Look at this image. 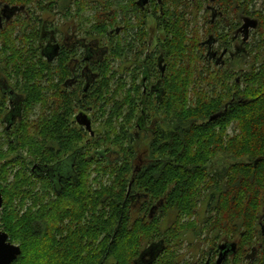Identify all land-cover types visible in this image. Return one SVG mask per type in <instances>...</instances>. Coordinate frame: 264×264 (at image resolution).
Listing matches in <instances>:
<instances>
[{
  "label": "trees",
  "instance_id": "trees-1",
  "mask_svg": "<svg viewBox=\"0 0 264 264\" xmlns=\"http://www.w3.org/2000/svg\"><path fill=\"white\" fill-rule=\"evenodd\" d=\"M42 1L28 0L41 8ZM92 1L94 9L115 2L124 13L140 9L136 0ZM222 1L235 12H248L254 2ZM201 2L163 0L162 11L157 5L153 17L165 36L160 50L169 66L162 78L154 59L152 70L163 87L160 96L151 97L153 103L143 100L146 106L139 115L146 126L141 136L132 128L136 130L143 96L141 83H136V60L144 59L136 54V33H117V14H122L118 9L109 7L107 18L99 13L93 27L83 32L99 42L109 41L107 48H92L93 76L87 91L83 84L69 87L72 58L67 52L59 59L53 51L46 55L47 38L31 21L15 20L0 29V76L22 93L10 125L5 121L6 97H0V124H5L0 141V229L21 247L13 264H136L143 246L154 241L167 246L159 264H180L172 243L177 247V240L183 243L182 234L207 228L227 238L237 236L242 250L237 263L256 247L253 264H264V236L258 229L264 206V14L256 13L260 21L251 50V55L256 52L253 64L237 76L213 70L202 55L200 31L186 18L189 9L202 7ZM143 19H138L139 26L145 24ZM127 22L124 19L130 28ZM39 40L45 41L43 48ZM129 59L130 88L125 73L113 65ZM78 109L94 111V120L104 123V136L93 138L77 123ZM153 112H161L163 119L153 121ZM165 121L169 129L163 128ZM230 123L232 134L227 133ZM143 133L150 135L149 142L139 150ZM222 154L237 161L216 169L213 160ZM59 166L71 173L61 181ZM136 194L145 199L147 213L133 219ZM202 202L205 218L186 221L198 215ZM152 205L156 207L150 215Z\"/></svg>",
  "mask_w": 264,
  "mask_h": 264
},
{
  "label": "flooded vegetation",
  "instance_id": "flooded-vegetation-1",
  "mask_svg": "<svg viewBox=\"0 0 264 264\" xmlns=\"http://www.w3.org/2000/svg\"><path fill=\"white\" fill-rule=\"evenodd\" d=\"M136 3L138 7H140L139 10H136V43L139 44H136V54L144 59L143 63L139 61L137 62L136 60V83H141L142 85L143 96L142 100H140L139 102L141 104L140 110L143 111L146 103L148 102V99H153L151 98L153 96L155 98H157V96H160L159 91H161L163 87V85L161 86V83L163 84V81H161L156 75L155 71L152 70L154 59L156 58L157 60V68L161 71L162 78L165 76L169 64L165 57V54L162 50H160L162 46L161 40L156 41L155 44V37L151 36L152 34H148L149 38H147L146 29V17L156 14L155 11L157 10V5H160L162 11L163 6L161 5L163 3V0H148L146 4H142V0H136ZM31 5L32 4H30L28 0H24L21 3L4 2L3 0H0V29H3L5 26L13 23L15 20H21L24 21V23L33 21L34 19L39 21V17L36 18V12L31 8ZM85 6L91 7L90 4L87 5V3H85ZM204 10L205 12H207L206 14L209 13L210 17L208 18L209 22L204 24L206 26V29L203 33L204 35H207V38L201 41L200 48L201 52L205 50L203 54H206V58L210 62V68L212 65H214L217 69H223L226 67L231 68L229 64L231 63V61L236 60L237 57H242L243 55L245 57H250L252 50V45L250 43L252 34L250 33L249 28V30H245L243 36L236 33V24H234L229 18V16L231 17V13H234L235 11L234 7H232L231 4L227 5L222 0H210V3L206 4ZM141 11L143 12L141 13ZM17 16H20L21 18L19 19L17 18ZM74 17H77V14L73 16V19L71 17L66 19V23L73 22L74 24L70 32H68L69 34L63 33L60 38L61 40H59V38H55L54 36L49 39L46 46V55H52L53 51L55 59H59L62 54L67 52L72 58L73 62V67L71 68L72 72L67 81L69 87L73 90L77 85L83 84L84 88L86 86L85 91H87L91 85L93 76V72L91 71L93 44L91 36H88L86 33H82ZM144 17L145 19H143V22L145 24L143 25V27L139 26L138 23L140 22V20L138 19ZM81 18H84L85 20L86 16H81ZM152 21L153 23H155L154 34L157 31L162 33V30H159V28L157 27L156 19L154 17ZM120 29L123 30V26L117 28L118 34H120ZM77 30L82 33L80 36H77ZM148 30L150 33L151 28H149ZM48 32L49 31L45 33ZM141 35H144L145 37H143L144 40L140 42L139 39ZM147 68L148 72H145L147 71ZM3 96L6 97V101L8 103V111L5 121L8 125H10V120L13 121V119H15L16 117L15 107L22 99V93L14 89L13 86L7 82L5 77L0 76V97ZM140 96L141 95H139L138 93V97ZM146 97L148 99H146ZM145 99L146 103L144 102ZM78 111V113L81 114L79 115L76 112L75 118L77 120L78 118L81 119L80 117L84 115V109H79ZM7 117L9 118V123ZM141 120H144V118L141 119V116L138 115L136 119V128H138L139 130L143 129L146 126L145 120L143 123L141 122ZM154 120L155 119H153V121ZM91 122L89 121V123ZM80 123L83 124L84 122ZM147 125H149V123ZM150 125L153 126L151 123ZM70 174V171H67L64 166L58 167L57 175L59 176L60 181L62 177L70 176ZM144 200L145 199L139 196V194L132 196V201L134 202L132 205L133 209L131 213L135 214L136 217L139 214H143L144 212L147 213V209H144L147 207ZM155 207V205H152L150 215L153 214ZM259 216L260 218L258 229L264 236V206L261 208ZM206 231L207 233H205L204 236L206 242L202 240L204 243L208 244L206 250L203 249L202 254L198 257V259H194L187 264H239L237 263V255H239L242 250L241 246L237 242V236L231 235V237L227 238V236L225 235H218L214 231H209L208 228L206 229ZM158 243L159 242L154 241L152 243L145 244L141 250L140 255L136 259V264H159L160 255H162V253L166 250L167 246L162 242L161 247H157ZM263 245L264 241H261L260 246ZM252 250L248 253H245L246 259L241 264H253L252 255H256L258 253V250L256 249V247H252ZM221 255L223 256L220 259Z\"/></svg>",
  "mask_w": 264,
  "mask_h": 264
},
{
  "label": "rangeland",
  "instance_id": "rangeland-1",
  "mask_svg": "<svg viewBox=\"0 0 264 264\" xmlns=\"http://www.w3.org/2000/svg\"><path fill=\"white\" fill-rule=\"evenodd\" d=\"M86 1V0H84ZM98 1H103V0H98ZM201 3H198L199 5H202L201 8H197V7H192L191 10L189 9V17L187 16V20L190 21V23L195 26V28H197L200 32H199V36H200V42L207 38V35H204V30L206 29V26L204 24L209 22V13L206 14L207 12H205V7L206 4L210 3V0H201ZM82 3L83 0H43L42 1V8L37 4H32L31 8L36 12V18L39 17V22H35V19L33 21H31L30 25L31 26H35L38 28H40L42 35L46 36L45 38H47V41H49V39H51L53 36L55 38H59V40H61V36L63 35V33L69 34L68 32H70L71 28L73 27V22H67L66 23V19L71 17L73 19V16L77 14V17H74L76 19V22L78 23V27H80V30L83 32H85L86 29L90 30L91 27H93L94 22L97 21V15H99V13H102V15L104 16V18H107L109 16H107V14H109V7L111 9H118V11H120L122 14H117V24L115 26L118 27H126V22L124 23V19L127 18V22L130 28H127L126 31L121 30L120 29V35H122L123 37L126 36H130L133 37V35L136 33V27H132L136 24V14L129 9H126V12L124 13V11H122L118 6H117V2L111 4L109 7L106 6V8L102 5L100 6L101 8H92L91 7H87L85 6V3H83L84 7H81L82 4L80 6H78V3ZM87 5L90 4L91 2H93L92 0H87ZM234 6V5H233ZM81 7V11H79V8ZM114 10V11H115ZM183 10V9H182ZM70 11V14H68V17L65 16L66 13H68ZM105 14H104V13ZM127 13V14H126ZM256 13H263L264 14V0H254V2L252 3V5L250 6V10L248 12H245L243 9H240L238 12L231 13V17L229 16V18L231 19V21L236 24V33L241 34L242 36L245 33V30H249L250 29V33L252 34L251 36V45L253 48L254 43L258 40L257 38V27H258V23H259V17H257ZM126 15V18H124ZM86 16L85 20L84 18H81ZM16 18V16H15ZM17 18H21L20 16H17ZM122 18L123 21H122ZM153 16L149 15L147 17V25H146V29H147V38H149L148 34H152L151 36H154L155 38V44L156 41H160L162 40L165 36L164 33H160L159 31H157L154 34V29H155V23H153L152 21ZM78 20V21H77ZM259 20V21H258ZM76 23V24H77ZM150 25V26H149ZM149 28H151V32L149 33ZM249 28V29H248ZM259 29V28H258ZM49 31L48 33H45ZM82 33H80L77 30V36H80ZM91 39H92V44H93V48H96L97 50H100L102 46L106 47L109 45V41L107 39H103L102 42H99L98 40H96L94 38L93 35H91ZM39 40L37 42V45L41 46L42 48L44 47L43 44L45 43V41ZM149 41V40H147ZM44 42V43H43ZM43 43V44H42ZM47 44V43H46ZM137 45H139L138 43H136ZM153 44V45H155ZM154 47V46H153ZM107 48V47H106ZM100 52V51H99ZM203 52H205V50L202 51V55L206 58V54L204 55ZM256 52L253 55H250V57H245L244 55L242 57H237L236 60L231 61V63L229 64V66L231 68H223V70L225 72H230V74H236L237 76L239 74H243L245 72H247L250 68L251 65L253 64V59L255 57ZM169 62V61H168ZM131 63H132V59H129L128 62H123L120 60H115L113 65L114 68H116L121 74L125 73V80H127L128 82V88L131 87V80H132V76H133V72H128L129 68L131 67ZM128 68V69H126ZM211 68L213 70L217 69L214 65L211 66ZM231 69V70H230ZM133 70V67H132ZM218 70V69H217ZM236 76H234L235 78ZM141 80V79H140ZM234 79H232L233 81ZM118 82V80L116 81V83ZM232 86L234 87V85L232 84ZM231 86V88H232ZM242 87L246 89V83L244 81H242ZM235 88V87H234ZM233 88V90H234ZM112 92H114L116 90V84L112 85ZM234 92V91H233ZM122 96H124L123 93L120 94V98H122ZM153 100V99H152ZM154 102V100L152 101V103ZM155 107V106H154ZM155 109H159V108H155ZM79 110V109H78ZM77 110V113L79 112ZM140 111L137 112V116L140 114ZM84 115H82L78 120L77 123L79 125H84V124H88V122H92L90 123L89 126L84 125L85 128H87V130L89 132L92 133V135L94 136L93 138H98L100 136H104L106 130L104 129V123L100 122V117H99V121H95V114L93 115V110L92 112L88 109H85L84 111ZM79 115L81 113H78ZM155 113L153 112L152 117H154L153 119H163L161 112L157 113V115H154ZM35 117V115H33ZM136 116V118H137ZM104 121V119H102ZM80 122H84L83 124ZM7 124V123H6ZM164 129H169L170 128V124L169 121H165L164 125H163ZM227 133L228 134H232L234 132V123H230L229 126L227 127ZM4 129H5V124H0V141L4 140L3 137V133H4ZM133 132H138V136H141V130L138 131V128L133 129ZM137 135V134H136ZM149 134L148 133H143V136L140 139V143L138 144L139 146L137 147V149L141 150L147 146L148 142H149ZM107 144H105L106 146ZM141 156V154H140ZM237 161L236 158L231 157L230 155H226V154H222L219 155L217 158H215L213 160L214 163V167L216 169H221L223 167H228L230 164H232L233 162ZM243 161H248V159H243ZM3 162V161H1ZM1 165V164H0ZM3 209V207H2ZM2 209L0 211V215L2 213ZM133 214V213H132ZM205 214H206V202H202L199 211H198V215L193 217L192 220H190V218L186 217L185 220L186 221H194V223H197L199 220H202L205 218ZM134 216L136 217L135 214H133V219ZM162 216V214L160 215ZM166 220V219H163ZM165 222V221H164ZM201 222V221H200ZM166 223V222H165ZM167 225V223L165 224ZM184 227V226H183ZM201 229V228H200ZM181 230V228H180ZM205 233H207L206 229H204L203 234L200 233L198 231V233L196 232H189L187 234H182L181 237L183 238V243H181V239L177 240L176 243L178 244V246L176 247V245H174L175 243H172L173 250L178 252V255L176 257V260L178 261V263H190L192 260L194 259H198V257L202 254L203 249L206 250L208 244L204 243L202 240L205 241ZM206 242V241H205ZM165 262V261H164ZM171 262H173L172 260H169L168 262L166 261L165 264H171Z\"/></svg>",
  "mask_w": 264,
  "mask_h": 264
},
{
  "label": "water",
  "instance_id": "water-1",
  "mask_svg": "<svg viewBox=\"0 0 264 264\" xmlns=\"http://www.w3.org/2000/svg\"><path fill=\"white\" fill-rule=\"evenodd\" d=\"M148 0H142V4H146ZM119 30V29H118ZM221 113H217L211 117V119L218 118ZM85 125L89 126L90 123ZM3 207V194L0 190V211ZM157 247H161L158 245ZM223 247V246H222ZM22 253L21 247L10 241L9 235L7 232L0 229V264H13V262L18 258ZM223 255H221L220 259Z\"/></svg>",
  "mask_w": 264,
  "mask_h": 264
}]
</instances>
